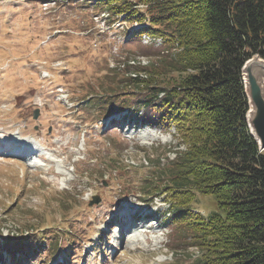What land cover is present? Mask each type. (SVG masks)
I'll list each match as a JSON object with an SVG mask.
<instances>
[{
    "label": "rangeland",
    "instance_id": "1",
    "mask_svg": "<svg viewBox=\"0 0 264 264\" xmlns=\"http://www.w3.org/2000/svg\"><path fill=\"white\" fill-rule=\"evenodd\" d=\"M98 3L0 0V264H192L198 254L167 195L143 189L144 158L175 146V128L118 111L134 72L124 65L138 70L159 45L127 38L136 24ZM191 207L214 208L203 196Z\"/></svg>",
    "mask_w": 264,
    "mask_h": 264
},
{
    "label": "trees",
    "instance_id": "2",
    "mask_svg": "<svg viewBox=\"0 0 264 264\" xmlns=\"http://www.w3.org/2000/svg\"><path fill=\"white\" fill-rule=\"evenodd\" d=\"M98 4L139 25L127 38L162 40L155 60L124 65L134 72L123 77L130 90L118 109L175 128V146L144 158L143 189L170 199L181 239L198 250L192 264H264V150L246 123L241 70L255 54L264 59V0ZM196 196L214 208L196 212Z\"/></svg>",
    "mask_w": 264,
    "mask_h": 264
},
{
    "label": "water",
    "instance_id": "3",
    "mask_svg": "<svg viewBox=\"0 0 264 264\" xmlns=\"http://www.w3.org/2000/svg\"><path fill=\"white\" fill-rule=\"evenodd\" d=\"M244 92L248 103L246 123L260 151L264 150V59L258 54L242 67ZM37 113L34 115L36 118Z\"/></svg>",
    "mask_w": 264,
    "mask_h": 264
},
{
    "label": "bare ground",
    "instance_id": "4",
    "mask_svg": "<svg viewBox=\"0 0 264 264\" xmlns=\"http://www.w3.org/2000/svg\"><path fill=\"white\" fill-rule=\"evenodd\" d=\"M117 123H120V122H117ZM24 148H27L26 146H24ZM17 153H20V150L18 149L17 151H16ZM26 153H28V152H26ZM26 155V154H25ZM143 222H141V224H142ZM136 224V223H135ZM138 224V223H137ZM132 225H134L133 223H129V225L125 228V229H129ZM138 226H139V224H138ZM142 226V225H141ZM134 227V226H133Z\"/></svg>",
    "mask_w": 264,
    "mask_h": 264
}]
</instances>
